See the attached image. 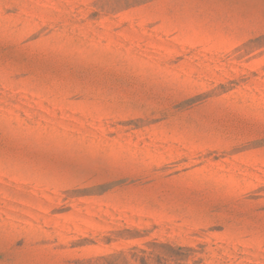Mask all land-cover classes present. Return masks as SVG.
Returning <instances> with one entry per match:
<instances>
[{
	"label": "rangeland",
	"instance_id": "obj_1",
	"mask_svg": "<svg viewBox=\"0 0 264 264\" xmlns=\"http://www.w3.org/2000/svg\"><path fill=\"white\" fill-rule=\"evenodd\" d=\"M0 264H264V0H0Z\"/></svg>",
	"mask_w": 264,
	"mask_h": 264
}]
</instances>
